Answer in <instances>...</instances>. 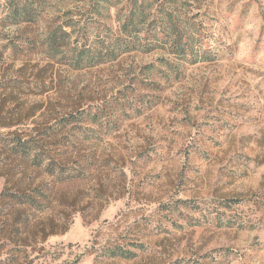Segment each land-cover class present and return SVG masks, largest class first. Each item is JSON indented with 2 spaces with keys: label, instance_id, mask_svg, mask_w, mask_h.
<instances>
[{
  "label": "rangeland",
  "instance_id": "1",
  "mask_svg": "<svg viewBox=\"0 0 264 264\" xmlns=\"http://www.w3.org/2000/svg\"><path fill=\"white\" fill-rule=\"evenodd\" d=\"M14 1L0 0V132H71L88 162L60 187L77 202L57 217L68 231L0 243V264H264V0H155L212 61L161 44L82 70L46 57L47 24L105 38L127 0H52L36 25H16Z\"/></svg>",
  "mask_w": 264,
  "mask_h": 264
},
{
  "label": "trees",
  "instance_id": "2",
  "mask_svg": "<svg viewBox=\"0 0 264 264\" xmlns=\"http://www.w3.org/2000/svg\"><path fill=\"white\" fill-rule=\"evenodd\" d=\"M52 0H15L8 14L16 25H36ZM155 0H127V14L118 32L99 36L86 25L76 28L61 18L46 26L44 47L47 58L74 70L114 62L124 54L149 53L155 45H169L180 59L192 64L210 62L212 57L195 44L196 30L170 12L164 17L154 11ZM160 23V31L150 27ZM148 29L144 31V28ZM95 34V35H94ZM36 42H33L35 47ZM68 120H63V130ZM71 132H0V243L2 246H29L68 231L60 213L76 212L77 202L68 199L60 187L74 184L79 163H87L76 149ZM66 140H69L67 143ZM83 159V160H82ZM56 213V216H48ZM39 215V218L36 216ZM7 257L11 255L7 253ZM9 261V259H7Z\"/></svg>",
  "mask_w": 264,
  "mask_h": 264
}]
</instances>
